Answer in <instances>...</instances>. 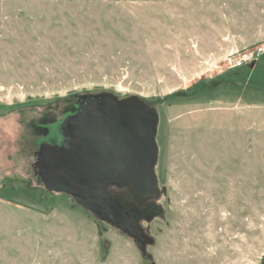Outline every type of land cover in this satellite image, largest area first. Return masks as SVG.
Listing matches in <instances>:
<instances>
[{
	"label": "rangeland",
	"instance_id": "obj_1",
	"mask_svg": "<svg viewBox=\"0 0 264 264\" xmlns=\"http://www.w3.org/2000/svg\"><path fill=\"white\" fill-rule=\"evenodd\" d=\"M257 47L264 0H0V264H263L264 54L233 66ZM100 94L158 117L143 246L34 168L39 125Z\"/></svg>",
	"mask_w": 264,
	"mask_h": 264
},
{
	"label": "water",
	"instance_id": "obj_2",
	"mask_svg": "<svg viewBox=\"0 0 264 264\" xmlns=\"http://www.w3.org/2000/svg\"><path fill=\"white\" fill-rule=\"evenodd\" d=\"M79 99L89 108L73 118L62 146L42 148L39 177L47 190L71 196L97 219L143 246L146 240L135 208L121 204L106 187L124 186L133 198L144 193L157 196V114L134 97L118 100L100 94Z\"/></svg>",
	"mask_w": 264,
	"mask_h": 264
},
{
	"label": "flooded vegetation",
	"instance_id": "obj_3",
	"mask_svg": "<svg viewBox=\"0 0 264 264\" xmlns=\"http://www.w3.org/2000/svg\"><path fill=\"white\" fill-rule=\"evenodd\" d=\"M81 97H85V96H81ZM118 100H124V99H118ZM84 108H89V106H87V103L79 99L78 97L75 103L73 104L72 108L70 110H67L60 120L50 122L49 124L44 123V124L39 125V128L43 130V134L40 137H38L34 142L35 144L34 145L35 146L34 168L38 176L40 173V166L37 163V159H38V156L42 148H45V146H51V147L62 146L67 137V134L72 129L71 121ZM110 188L117 190V192H120L122 195L126 193L129 196L130 200L125 199L126 196L124 195L125 197L123 201H121L120 199L119 201L123 205L132 206L133 208H135L140 218L138 222L139 226L142 221L148 220V219L150 220L160 215L162 212L161 208L156 205L157 199L159 197L158 189H157L156 197H154V195L152 194L144 193L143 195H137L136 198H133L129 194L127 188L124 186L108 185L106 187V190L109 192H112L110 191Z\"/></svg>",
	"mask_w": 264,
	"mask_h": 264
},
{
	"label": "built area",
	"instance_id": "obj_4",
	"mask_svg": "<svg viewBox=\"0 0 264 264\" xmlns=\"http://www.w3.org/2000/svg\"><path fill=\"white\" fill-rule=\"evenodd\" d=\"M263 54H264V48L262 47H257L250 51L245 50L238 55V57L234 61L233 66L235 68H241L253 61L258 60V58L262 56Z\"/></svg>",
	"mask_w": 264,
	"mask_h": 264
},
{
	"label": "trees",
	"instance_id": "obj_5",
	"mask_svg": "<svg viewBox=\"0 0 264 264\" xmlns=\"http://www.w3.org/2000/svg\"><path fill=\"white\" fill-rule=\"evenodd\" d=\"M241 68H238L237 70H240ZM141 101V100H140ZM143 102V101H142ZM144 103V102H143ZM145 104V103H144ZM146 105V104H145Z\"/></svg>",
	"mask_w": 264,
	"mask_h": 264
}]
</instances>
